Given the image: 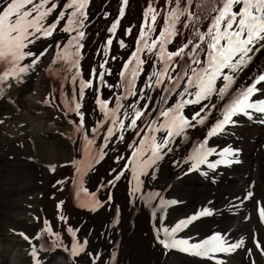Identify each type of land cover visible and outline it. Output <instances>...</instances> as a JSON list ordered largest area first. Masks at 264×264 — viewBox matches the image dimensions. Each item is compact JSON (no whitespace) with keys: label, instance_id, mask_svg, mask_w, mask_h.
Instances as JSON below:
<instances>
[{"label":"bare ground","instance_id":"1","mask_svg":"<svg viewBox=\"0 0 264 264\" xmlns=\"http://www.w3.org/2000/svg\"><path fill=\"white\" fill-rule=\"evenodd\" d=\"M146 1L142 2L138 0L137 2L140 6L135 7V9L128 8L120 20L117 19V15L121 0H89L87 7L84 9L87 18L84 20V27L81 29L84 32V36L79 41L82 47L80 48L81 58L77 63L79 73H84L85 77L93 81L95 79L97 83L95 85L92 84L86 90L85 97L80 101L81 108L79 111L83 113L82 126L84 130L90 131V134H87L88 138L95 141L91 146L92 149L96 154L100 151L105 154V158L93 167L90 173L84 174V176L86 183L94 190L97 186H100V190L106 197L108 194H111V200L106 199V204L94 214L77 209L72 203V179L77 171L73 162L70 166H57L54 169H48L49 174L45 175L40 170V162L31 158L24 146L22 148L17 147L16 153L18 158L20 159L22 156V159L28 160L26 163H20V175L40 181L41 185H37L38 188L42 186L48 188L51 181L59 175L64 178L62 183L63 193L60 192V186L58 185L57 187L59 199L55 206L53 205L54 218L50 224L52 232L59 233L57 245L54 246L53 238L47 232H44L40 237L43 241L38 242V246L42 243V249H55L62 264H90V260H94L96 256L95 253H99V256H96L95 259L96 264H110V260L107 259L115 248L119 251V264H170L171 256H164L156 250L155 244L158 233L154 230H158L160 226L165 227L164 222L167 221L169 216H174L176 223L181 219L194 215L203 207H211L216 210V213L208 219L198 221L190 229L188 235L198 237L199 234H206L215 229H222L224 234H228L229 240L243 238L244 243L247 238L246 234L251 236L252 231H255L259 227V224H263L261 220L259 223L257 202H260L259 207L261 210H264V127L255 129L256 132H254V126H240L237 124L226 130L224 134L219 135L216 138V142L222 145L221 148L227 146L239 151H234L233 156L230 157L235 170L215 176H211L205 172L195 175H185L184 173L187 170L185 162L179 163L178 166L172 163V161H183L184 157L188 154L189 148L206 134L207 129L204 125H198L194 129H190L187 135L188 138L184 141L181 138L173 140L172 151L166 152V158L158 164L156 178L154 179L151 175L145 174L144 186L141 183L139 186L140 191L135 193L136 196H140L142 193H146V189L151 187L161 190L166 189L165 195L168 197V200L176 201L175 204H169V207L162 213L163 219L159 224L157 221L155 222L153 216L148 215L144 211L142 202L139 199H136L134 202L130 201L129 180L132 176L130 168L125 170L121 178L115 181V183L108 184V181L113 179L114 174L123 168L127 156L131 154L128 144L138 143V139L136 138L138 129L147 123L148 117L158 112L159 109L153 106L159 107L165 99H168L170 105L175 102L177 97V93L165 96L163 86L160 88L155 86L146 87V82L150 79L149 73L153 71L152 62L157 59L154 53L159 49L157 46L153 49L152 53L144 50L143 55L146 52L150 56L149 58H145L143 65L140 66L141 75L134 89L135 95L127 96V99H121L120 103L122 107L116 115L118 118H123L127 121L123 113L126 110L130 112L128 105L134 101H140L137 107L141 108L144 104H148L149 107L145 110L144 117L138 120V127L135 130L127 129L125 124L123 131L114 132L107 142L104 141L103 133L112 121L102 118L104 114L96 105L95 100L97 95L102 93L109 98L112 91H117L119 95H127L125 92H120L115 82H117L119 70L123 62L128 60L132 51L136 49L133 38L136 32H138V26L140 27L142 23H145L140 21V15L144 14V10L147 8L145 6ZM150 1L152 9L162 6L165 10L166 7L171 6V2L168 0ZM52 2L57 3L58 8L49 14L45 21L46 24H50L55 20L56 15L59 14L60 8L63 7L66 0H50L48 6ZM205 2V0H198L199 5H205ZM67 11L69 10L65 9V12ZM150 11L152 12V10ZM211 11L212 4H209L205 8V12L210 17ZM66 19V16L61 18L57 29L54 30L51 36L46 38L41 37L28 46L27 50L32 51L34 54H38L45 48L48 51L36 65L31 66L28 75V72L23 74L27 75L26 79L9 89L6 94V96L15 99L16 103L13 107L19 109L18 122H26L27 128H29L30 141L28 142L35 148L36 153L38 148L42 146L43 131L46 124H48L46 120H50L49 123L51 124H58L56 122L60 118L58 110L62 112L63 117L69 122L75 123L81 121V118L75 112L73 114L66 112L64 103L62 102L63 99L60 95H57V86L60 85L64 75H66L64 80V85L67 88L66 95H69L68 91L78 87V77L76 76L75 80L73 79V76L76 75L74 67L69 69L65 63L62 67L63 62L59 60L53 64V58L57 52V41L61 42L59 47L62 48L63 42L69 39V33L59 30L63 27ZM114 21L116 22V28L110 33L108 28L112 26ZM160 22H162L161 25L164 24L159 19L157 25ZM178 24H180L179 32L176 37L173 36L171 38L170 42L173 48H177L181 43H185L187 39V34L184 37L181 34V32H186L187 29L183 23ZM144 25L146 34H150L152 37L159 35L160 30L156 31L155 26L149 32L148 24L145 23ZM127 27H130L129 34L125 33ZM71 35H75V32L73 31ZM106 39L107 43H105ZM173 39H175L174 43L172 42ZM121 42L124 44V47L120 46ZM177 59H180V57H177ZM257 59L259 60L255 66L240 75L239 79L241 82H244L245 79L253 75L254 69L264 64V49L260 50ZM30 60L31 57H28L22 63H30ZM102 63L105 66L103 72L100 70ZM130 63H134V61ZM157 68H159V65H157ZM171 71V75L175 76L179 68L171 69ZM101 78H103V81L99 85L98 80ZM167 83L168 81L165 79L163 84ZM140 88H144L145 91L143 93L139 92ZM97 89L99 92H97ZM160 96L161 99H159ZM5 97L2 99L5 100ZM45 99H47V103H45ZM4 100L0 101V111L7 109ZM219 103L220 101H217L213 97L206 100L201 106H186L185 110L190 117L194 111H198L204 105ZM109 104L110 102H108L107 107ZM115 106L116 101L112 102L111 108ZM208 115L211 119L206 120L205 123L210 125L211 121L215 120L217 112H210ZM101 120H103L102 126L94 134L91 129ZM143 132L144 129H142L141 134ZM121 135L124 137L123 139L114 138ZM22 143L25 142L17 140L14 142V145ZM101 144L104 145L103 148H100ZM55 149L54 144L48 147L52 155ZM83 149L84 145L81 141L80 133L76 132L74 133L72 142L71 154L73 161H80L85 156ZM117 157H120V159L117 160ZM181 170H183V174ZM24 173H27V175ZM133 184H135L134 181ZM50 190L53 191L54 189ZM249 191L252 192V196L245 200L244 197ZM58 202H62L59 210L56 207ZM239 204L243 209L238 210L234 214L233 211L236 210L235 206ZM117 205H120V222L114 225L112 222L115 220L114 212ZM58 217H64L65 219H59ZM11 218L19 222L24 221L17 214L11 215ZM154 222L155 229L151 228ZM35 226L39 231L42 229L43 223L39 221ZM68 227H71L76 232L78 243L83 238L88 240L86 253L94 254L91 257L88 256L89 258L87 257L88 262L82 260L84 255H87L86 253L80 259L74 256V259L70 260L72 256V237L67 231ZM63 244L67 246L58 247ZM262 251H264V248ZM241 252L235 253L227 264H253L249 252ZM6 253L8 257H6ZM24 255L25 251L21 247H13V239L0 235V264H23ZM181 260L187 261V264H196L193 260L188 261L184 258H181Z\"/></svg>","mask_w":264,"mask_h":264},{"label":"snow or ice","instance_id":"2","mask_svg":"<svg viewBox=\"0 0 264 264\" xmlns=\"http://www.w3.org/2000/svg\"><path fill=\"white\" fill-rule=\"evenodd\" d=\"M50 0H0V66L3 70L0 71V82H8L10 80H19L21 74L28 72L32 65H36L38 61L48 51L47 48L34 54L27 50L28 46L33 44L41 37H49L57 29L58 23L62 17H67L64 25L59 30L61 32L69 33V39L63 42V47H59L60 41H57V52L53 58V64L59 60L65 63L69 69L75 68V74H79L78 57L82 45L79 41L83 38L84 32L81 29L84 27V20L87 14L84 9L87 7L89 0H66L63 7L60 8L59 14L56 15L55 20L50 24H46V18L58 8L57 3ZM190 2V0H189ZM212 11L215 15L211 17L207 28L201 31L196 28L192 36L198 37L196 43H192L189 39L187 43L181 44L180 47L174 51H167L165 44L171 42V38L175 36V24L180 16L187 15L184 21L185 25L189 21L199 22L200 17L194 16L187 4L184 8H180L179 0L171 12H165L164 25L160 29L159 35L148 43L147 34L145 32L144 23L141 24V31L137 37V48L132 51L128 60L123 62V67L120 70L121 86H126L125 91L127 95L121 94L116 96V106L108 108V101L101 100L99 95L95 100L96 105L104 114V119H110L107 130L103 133L104 141L107 142L109 137L113 136L116 131H123L126 124L127 129L135 130L138 127V120L145 115V110L149 107L144 104L142 108L137 107L140 101H134L128 105L129 111L123 113V118H118L116 113L120 111L122 105L121 99H127V96H134L136 88L135 78L139 75L138 69L143 65L144 61L139 57L138 52L147 50L152 53L153 49L158 46V51H155L156 60L153 63V71L149 73L150 79L146 82V87L163 86L164 95L177 93L174 103L169 105L165 100L159 106L158 112L153 116L147 118V123L143 125V134L137 132V144H128V149L131 154L127 156L124 166L119 172L115 173L113 179L108 181L111 185L119 180L124 174L125 170L131 169L132 176L129 180V194L139 192L141 185V176L144 174L151 175L154 179L157 176V168L160 161L166 158V152L172 151V141L177 138H185L188 135V129H194L198 125H204L207 129L206 134L202 140L194 144L193 148L184 157L183 161H172L174 165L187 162L190 164L188 172L197 170L200 165L207 163L209 168H215L217 164H230L234 151L238 149L231 147H224L217 153L219 158L214 162H208V157L217 150L209 147L207 141L209 138L221 135L225 132L226 126L234 124L235 116L244 115L251 118L252 112L259 113L264 116V98L255 99L256 93L264 95V89L258 85L264 83V71L259 72L251 81V83L240 88L233 89L236 77L252 60V53L260 49H264V0H211ZM203 7V4L198 5ZM123 3L121 4V14H123ZM152 6L149 4L148 8L144 10V15L147 18ZM65 9L69 11L65 12ZM107 15V13H105ZM156 19V13L153 11L152 20ZM116 28L114 21L112 26L108 28L111 33ZM75 35H71L72 32ZM148 31H152V26L148 25ZM143 42L144 47L140 45ZM110 43V41H109ZM191 44V50L185 52ZM121 47L124 44L121 42ZM206 46V47H205ZM201 56L203 57L201 59ZM31 57L30 63H22L26 58ZM174 57H180L182 63L179 65L180 70L175 76L169 72V68L176 69L177 63L174 62ZM134 61V63H130ZM159 65V68H157ZM100 70L103 72L105 66L102 63ZM130 72V74H129ZM73 76V79L76 78ZM154 78V79H151ZM167 79V84H162ZM221 80L222 83H218ZM93 81L80 80V97L84 96V89L90 87ZM170 85V86H169ZM3 89H0L2 91ZM144 88H140L139 92L143 93ZM97 92L99 90L97 89ZM63 92L61 96L63 97ZM215 98L220 101L219 104L204 105L198 111H194L192 115L186 116L184 109L186 106L201 105L203 101ZM65 108L68 111H73L81 118L80 125L76 127V131L81 130L83 124V113L79 111L81 104L76 101L73 96L71 102L62 100ZM47 103V99H45ZM155 107V106H153ZM210 112H217L214 121L210 125L206 124V120H210L208 115ZM99 121L91 131L96 134L100 124ZM159 133V135H158ZM115 139H123L118 136ZM85 145L83 151L85 156L80 161H73L76 166L77 173L82 174L93 163L98 162L103 158L104 153L100 151L98 154L92 149L94 140L87 136L83 137ZM104 145L101 144L100 148ZM120 157H117L119 160ZM182 174H183V170ZM133 181L135 184H133ZM59 183V182H58ZM81 191H87L81 187ZM94 196V194H93ZM252 196L249 191L244 199L247 200ZM140 199L145 205H150L154 199H159V204L156 208H161L169 204H175V200H165L156 192L144 193ZM109 200L111 196L109 195ZM62 202H58L56 207L59 210ZM258 204V211L260 212V220L264 223V210H260ZM91 207L92 211L100 206V201L93 200L89 205H82ZM155 212V208L153 209ZM210 210L205 207L203 211H197L194 215L188 216L185 219L177 221L174 225L169 227H160L156 231L157 242L167 251L176 249L184 253L195 256L208 257L214 253H231L243 243V238L229 243L228 234L221 235L219 232H214L204 239L197 242H191L187 238H177L176 233L186 227L191 221H194L200 216L210 215ZM65 219L64 217H58ZM163 219V217H161ZM247 219V218H246ZM116 221L113 220V224ZM44 227L37 231L35 239H39L44 232H47L53 238L54 246L59 240V233H53L49 222L43 221ZM68 233L72 237L71 255L77 256L85 252V245L87 241L77 242L76 232L71 228H67ZM159 233H162L161 237ZM24 239L30 240L24 233H19ZM31 243V240H30ZM257 247H261L257 243ZM67 251V249H65ZM88 256H93V253H86ZM264 254V253H262ZM33 264H39L37 259V249L35 247L31 250ZM99 256V253H95ZM91 264H96L95 260Z\"/></svg>","mask_w":264,"mask_h":264},{"label":"rangeland","instance_id":"3","mask_svg":"<svg viewBox=\"0 0 264 264\" xmlns=\"http://www.w3.org/2000/svg\"><path fill=\"white\" fill-rule=\"evenodd\" d=\"M134 2H136V0H134ZM135 4V3H134ZM58 125L57 127H64V122L62 120H58ZM54 125H48L45 132H44V136H43V143H42V148L38 149V156L37 157H41L43 161V163H48V162H52L53 160L57 161H70L71 159V145H69L68 143H66L65 141H63L58 134H55V129H54ZM24 131V137L22 138H26L28 136V128L26 126L21 127ZM55 144L56 146V150H55V157L54 154L52 155L49 150H48V145L50 144ZM27 149V151L29 152V154L34 155L35 152L34 150H32L31 148H29L27 145L25 147ZM12 155V154H10ZM6 224L5 222V218L0 217V233L4 234V232H6V228L4 227ZM24 229H26L30 234L33 232V229L29 228L28 226H24ZM8 237H14V236H8ZM262 238V236H261ZM14 245L15 247L18 246H23L25 245L24 242L20 241L17 237H14ZM264 240V238H263ZM252 253L255 259H258L257 254L254 252V250L252 249ZM25 260V259H24ZM41 264H59L58 260H56V258H53V255L51 253L46 254L44 257H42V263ZM170 264H179V262L177 261L176 257H172L171 263Z\"/></svg>","mask_w":264,"mask_h":264}]
</instances>
